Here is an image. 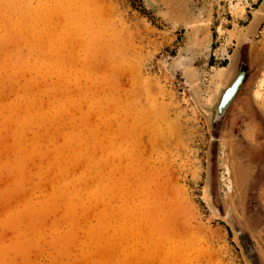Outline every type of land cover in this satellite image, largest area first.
Instances as JSON below:
<instances>
[{
  "label": "rangeland",
  "instance_id": "rangeland-1",
  "mask_svg": "<svg viewBox=\"0 0 264 264\" xmlns=\"http://www.w3.org/2000/svg\"><path fill=\"white\" fill-rule=\"evenodd\" d=\"M262 3L0 0V264H264V135L213 129L243 54L264 111Z\"/></svg>",
  "mask_w": 264,
  "mask_h": 264
},
{
  "label": "flooded vegetation",
  "instance_id": "flooded-vegetation-1",
  "mask_svg": "<svg viewBox=\"0 0 264 264\" xmlns=\"http://www.w3.org/2000/svg\"><path fill=\"white\" fill-rule=\"evenodd\" d=\"M252 66L254 67V64ZM253 67H249V60L247 54H243V56L241 57V63L237 67L236 71L232 74L229 82L224 86L225 88H222L220 92V94L222 93L223 95L226 92V89L233 82V80L239 78V81L235 89L233 90L232 94L230 95L229 99L222 107L221 111L216 115V117H214L213 129L215 133H217V130L222 128V126L225 124L230 112L231 113L234 112L237 113V119L242 118L241 119L243 120L242 122H244V120H247L248 123H252V124L258 123L264 135V111L260 110L257 106H255V102L253 98V92H254L253 83H252ZM241 104H243V106L247 108L243 112L240 111ZM238 122L236 121V125L239 124ZM256 134H257L256 132L253 133V135ZM239 151L241 155L247 154L249 156L250 161L256 165V171L254 176L255 179L257 180L259 178L261 179V177L264 175V172L261 167L262 164L264 163V140L259 145H253L250 144V142L240 140ZM252 193L253 195H255V197H257L258 192L254 193V191L252 190ZM255 213L258 216L257 218L260 219L259 221L264 226V218H262L259 209L255 208ZM254 225L255 224H252V226ZM238 236L240 238L242 245L247 250V254L250 260L254 264L262 263V261L259 259L256 249L251 245H249L247 242H245L246 236L247 239H250L247 230L239 229Z\"/></svg>",
  "mask_w": 264,
  "mask_h": 264
},
{
  "label": "water",
  "instance_id": "water-1",
  "mask_svg": "<svg viewBox=\"0 0 264 264\" xmlns=\"http://www.w3.org/2000/svg\"><path fill=\"white\" fill-rule=\"evenodd\" d=\"M262 6L264 7V3H262ZM256 17L257 16L254 15L252 20L247 24L244 37H246V35L253 33V30L255 29V24L257 22ZM238 81H239V78L233 80V82L230 84V86L233 85V88L228 95H226L224 97V94L223 95H222V93L220 94L221 96L219 97V102L217 103L216 108L214 109V117H216V115L221 111L222 107L225 105V103L229 99L230 95L232 94L233 90L235 89Z\"/></svg>",
  "mask_w": 264,
  "mask_h": 264
},
{
  "label": "bare ground",
  "instance_id": "bare-ground-1",
  "mask_svg": "<svg viewBox=\"0 0 264 264\" xmlns=\"http://www.w3.org/2000/svg\"><path fill=\"white\" fill-rule=\"evenodd\" d=\"M233 63H234V60L230 63V65H229V67H231L232 65H233ZM238 79V78H237ZM232 88H233V85H231V86H229L227 89H226V92L224 93V97L226 96V95H228L230 92H231V90H232ZM259 91V90H258ZM66 103V102H65ZM68 105V104H67ZM70 136V135H69ZM72 139V138H71ZM70 140V139H69ZM101 148V147H100ZM100 162V161H99Z\"/></svg>",
  "mask_w": 264,
  "mask_h": 264
}]
</instances>
